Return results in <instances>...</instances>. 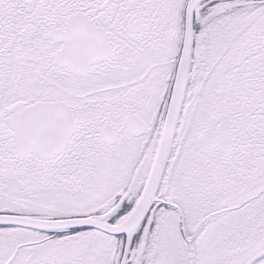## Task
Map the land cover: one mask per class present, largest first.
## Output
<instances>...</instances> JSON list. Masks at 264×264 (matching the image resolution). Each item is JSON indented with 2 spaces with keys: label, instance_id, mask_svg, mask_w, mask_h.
<instances>
[{
  "label": "snow or ice",
  "instance_id": "snow-or-ice-1",
  "mask_svg": "<svg viewBox=\"0 0 264 264\" xmlns=\"http://www.w3.org/2000/svg\"><path fill=\"white\" fill-rule=\"evenodd\" d=\"M0 264H264V0H0Z\"/></svg>",
  "mask_w": 264,
  "mask_h": 264
}]
</instances>
